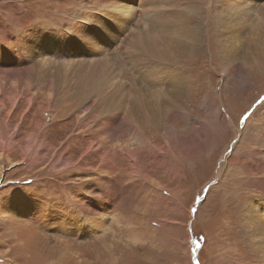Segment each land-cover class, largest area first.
<instances>
[{
  "label": "rangeland",
  "instance_id": "374dc122",
  "mask_svg": "<svg viewBox=\"0 0 264 264\" xmlns=\"http://www.w3.org/2000/svg\"><path fill=\"white\" fill-rule=\"evenodd\" d=\"M153 1L0 0V264H264V32L162 0L193 7L166 62L134 44Z\"/></svg>",
  "mask_w": 264,
  "mask_h": 264
},
{
  "label": "bare ground",
  "instance_id": "6f19581e",
  "mask_svg": "<svg viewBox=\"0 0 264 264\" xmlns=\"http://www.w3.org/2000/svg\"><path fill=\"white\" fill-rule=\"evenodd\" d=\"M160 2H152V6L154 7L153 9H151V10H149V12H150V14H148V15H146V20H145V18H144V26H148V24H149V29H148V31H144L143 33L142 32H140L139 34H138V36L135 38L134 37V40H135V46L137 47V45H138V43H139V40L140 39H142V44L141 45H138V46H142L143 47V50H145V51H147L148 49L152 52V53H154L157 57H156V59L157 58H161L162 60H164V61H170L171 59H172V57H173V55H174V51H172V50H169L168 48H171V47H173V48H175L176 46L177 47H181V44H182V48L184 47V42L186 41H188L190 38H192V36H191V33H193V32H188V24H190L191 23V21L189 20V16L187 15L188 14V12L189 13H191V14H193L192 13V10H193V7H191V5L190 6H185L182 10L180 9L179 11L181 12V13H183V17L182 16H176V17H174V19H176L175 20V24L177 25V24H179V26L177 27V28H175L174 26H172L171 25V22L173 21L172 19H170L169 21L168 20H165V16L166 15H163V16H161V12H162V9L163 8H161L162 7V5L164 4V1H162V0H159ZM166 1V0H165ZM169 1H171V0H169ZM167 2L168 4H170L172 7H174V6H176L174 3H173V1L172 2ZM107 2V1H106ZM147 2V1H146ZM243 2H245V5H246V9L244 8V3ZM99 3V2H98ZM100 3H102V2H100ZM135 3V2H134ZM166 3V4H167ZM220 3V0L219 1H217L216 2V4L214 5V17H215V19H216V23H217V26H219L220 28L221 27H225L226 28V26H228L229 24H231V26H230V28L229 29H234V28H236V29H243L245 26H248L250 29H253L252 30V32H254V31H260L261 33L262 32H264V25H262L263 23V21L261 22V21H255L254 19H253V13L255 14V16H257L258 15V17H260V20H261V18L264 16V14H262V11H263V8H262V6H259V7H256V5H250L248 2H247V0H243V1H241V0H237V2H235V3H232V0H231V2L229 1V2H227L226 4H219ZM243 3V4H242ZM260 3V2H259ZM259 3H256V4H259ZM129 5V4H128ZM150 5V4H149ZM157 5H159L158 7H156ZM259 5H261V4H259ZM99 6V5H98ZM170 9H172V8H170ZM129 10V9H128ZM105 12H107V11H105ZM129 12V11H128ZM148 12V13H149ZM190 14V15H191ZM171 15H173V14H171ZM172 17V16H171ZM173 18V17H172ZM178 18V19H177ZM190 18H191V16H190ZM118 20H120L119 18H117ZM164 19V20H163ZM167 19H168V17H167ZM192 19V18H191ZM259 19V18H258ZM117 20V21H118ZM163 20V21H162ZM190 21V22H189ZM92 22V21H91ZM127 22H129V19H128V21ZM151 22H153L154 24H152L151 26H150V23ZM126 23V22H125ZM90 24H92V23H90ZM97 24V23H96ZM155 24H156V28L154 27L155 26ZM184 24V25H183ZM102 25V24H101ZM122 25V24H121ZM124 25V24H123ZM154 25V26H153ZM143 26V27H144ZM145 29V28H144ZM146 29V30H147ZM154 29H156L158 32L156 33V34H152L151 32L154 30ZM184 30V31H183ZM235 30V29H234ZM233 30V31H234ZM195 31H196V29H195ZM229 31V30H228ZM103 32V31H102ZM240 32H241V30H240ZM251 32V31H250ZM97 33H99V32H97ZM239 33V32H238ZM158 34H159V38L157 37L158 36ZM235 34V33H234ZM240 34V33H239ZM239 34H235L234 36H237V37H240L239 36ZM254 34V33H253ZM264 34V33H263ZM231 35V34H230ZM232 36H233V34H232ZM263 36V35H262ZM111 37H115V36H113V34L112 35H110V38ZM258 37V36H257ZM260 37V36H259ZM109 38V39H110ZM264 38V37H263ZM112 39V38H111ZM258 39V38H257ZM133 40V41H134ZM259 40V42H257L256 41V43H254V49H253V55L255 56V57H260V58H262V57H264V39H258ZM98 42H100V41H98ZM136 42H138V43H136ZM130 44V43H129ZM128 44V45H129ZM176 44V45H175ZM98 45V44H97ZM38 46V44L37 43H35L34 44V47H37ZM100 46V45H99ZM227 46V45H226ZM95 47H97V46H95ZM131 47V46H130ZM253 47V46H252ZM101 48H103V47H101ZM40 49L41 48H39V46H38V51H40ZM135 49V48H134ZM135 54V53H134ZM144 55V54H143ZM153 56V55H152ZM159 56V57H158ZM143 57H145V56H143ZM154 57V56H153ZM146 58V57H145ZM144 58V59H145ZM149 59V58H148ZM160 59V60H161ZM143 60V59H142ZM147 60V59H146ZM141 61V60H140ZM144 61V60H143ZM148 61V60H147ZM156 62H158V60L156 61ZM163 62V61H162ZM142 63V62H141ZM167 65H168V63H166ZM41 66V65H40ZM156 66V65H155ZM163 66V65H162ZM169 66H171L170 65V63H169V65H168V67ZM160 67V66H159ZM70 68H71V66H70ZM79 68H80V66H79ZM39 71H41V70H43V69H40V68H37ZM153 69V68H152ZM169 69V68H168ZM161 70V69H160ZM30 71H31V69L29 68L28 70L26 69L25 71H18V72H16L15 74H20V76L22 75V74H28V77L29 76H31L30 75ZM95 71V70H94ZM157 71V70H156ZM168 71H170V70H168ZM73 72H75V71H73ZM101 72V71H100ZM99 73V72H98ZM162 73V72H161ZM170 73L171 74H169V75H167V78L168 77H172V71H170ZM93 74V73H92ZM157 74V73H156ZM69 75V74H68ZM74 75V74H73ZM84 75V74H83ZM82 75V76H83ZM104 75H105V73H104ZM117 75V74H116ZM166 75V74H165ZM1 76V75H0ZM17 76V75H16ZM67 76V75H66ZM71 76V75H70ZM75 76V75H74ZM99 76V75H98ZM76 77V76H75ZM84 78H82V79H86V81L88 80L87 79V74H85L84 76H83ZM86 77V78H85ZM93 77L94 76H89V81H91L93 84H97V82H93ZM96 77V76H95ZM104 77H106V75L104 76ZM153 77V76H152ZM77 78V77H76ZM162 78V77H161ZM160 78V79H161ZM165 78V77H164ZM164 78H162V79H164ZM167 78H165L164 79V81L167 79ZM48 79V78H47ZM46 79V80H47ZM150 79V77L149 78H146V81H147V83L148 84H150V85H156V84H154V80L153 81H151V80H149ZM80 81H82V80H80ZM86 81L84 80V82H83V85H85V87H86V85H88L87 83H86ZM47 82H50V81H47ZM103 82H107V77L105 78V80L103 81ZM52 84H53V82H51ZM51 83H50V86H49V83H48V90L47 91H51ZM82 83V82H81ZM78 84V83H77ZM82 85V84H81ZM88 86H90V85H88ZM39 87V86H38ZM53 87V86H52ZM133 87V86H132ZM46 88V87H45ZM78 88H79V84H78ZM81 88V87H80ZM39 89V88H38ZM130 89V88H129ZM138 89V88H137ZM141 90L142 89H140L139 88V91H137L136 93V97H140V98H144L145 100H147L145 97H144V95H142L141 94ZM119 91V90H118ZM183 92V91H182ZM93 93H95V92H93ZM122 94V93H121ZM136 97L134 98V99H136ZM171 97H175V98H181V94L180 93H176V95H174V94H172V96H170V98ZM169 98V99H170ZM15 99V98H14ZM79 99H82V100H87V99H90V92H88L86 89H83V93L81 94V97L79 98ZM81 101V100H80ZM148 101V100H147ZM152 102H153V100H151ZM154 101H157L158 103H159V100H154ZM168 101V100H167ZM173 101V99H170V101L169 102H172ZM174 101H176V100H174ZM140 103H141V101H139ZM148 102H150V101H148ZM151 102V103H152ZM161 102V101H160ZM177 102V101H176ZM10 103H12V102H10ZM81 103V102H80ZM147 103V102H146ZM154 103V102H153ZM164 103V102H163ZM2 104V103H1ZM133 104V103H132ZM155 104V103H154ZM157 104V103H156ZM162 104V103H161ZM165 104V103H164ZM134 105V104H133ZM13 106V105H12ZM152 106V105H151ZM150 106V107H151ZM174 106H175V104H174ZM1 107V106H0ZM3 107V106H2ZM134 107V106H133ZM140 107V106H139ZM138 107V108H139ZM142 107V106H141ZM144 107V106H143ZM142 107V108H143ZM157 107V106H156ZM136 108V107H135ZM137 108V109H138ZM161 108V107H160ZM173 108V107H172ZM1 109V108H0ZM146 109V108H145ZM150 109V108H149ZM159 110V109H158ZM157 111V110H156ZM157 112H159V111H157ZM162 112V111H161ZM140 113H141V111H140ZM143 113H145L144 111H143ZM147 113V112H146ZM150 113V112H149ZM152 114H154V113H152ZM128 115V114H127ZM132 115V114H131ZM141 115V114H140ZM156 115H158V114H156ZM160 115V114H159ZM130 116V115H129ZM129 116H128V118H129ZM155 116V115H154ZM133 117V116H132ZM142 117V116H141ZM158 117V116H157ZM156 117V118H157ZM138 118H139V116H138ZM144 118H147V117H144ZM129 120H130V118H129ZM158 120V119H157ZM131 121V120H130ZM149 121V120H148ZM128 123V122H127ZM127 123H126V125H127ZM135 123H138V121L137 122H135ZM147 124H149V125H152L153 123H147ZM147 124H145V125H147ZM130 125V124H129ZM141 125V124H140ZM130 126H132V125H130ZM134 126V125H133ZM132 126V127H133ZM128 127V126H127ZM248 127V124L246 125V128ZM37 130V129H36ZM84 132V131H83ZM32 136H33V134H31ZM37 135V134H36ZM39 135V134H38ZM37 135V136H38ZM86 135H87V133H86ZM97 136H94V138H96ZM86 140V139H85ZM149 145H150V143H148ZM126 153V152H125ZM101 166H103L102 164H101ZM100 166V167H101ZM136 166V165H135ZM131 167V166H130ZM129 167V168H130ZM138 167V166H137ZM135 169V168H134ZM138 169V168H137ZM131 170H133V168H131ZM136 171V170H135ZM143 171V170H142ZM137 172V171H136ZM260 220H262V219H260ZM263 222H264V220H263ZM249 232V231H248ZM255 232H256V239H258V242L260 243V244H257V245H259V247H264V224H261L260 222H257L256 221V226H255ZM250 233V232H249ZM250 236V235H249ZM254 240H255V236H254ZM253 242V241H252ZM258 249V248H257ZM264 254V253H263ZM261 261H263V260H261Z\"/></svg>",
  "mask_w": 264,
  "mask_h": 264
},
{
  "label": "clouds",
  "instance_id": "9594fccd",
  "mask_svg": "<svg viewBox=\"0 0 264 264\" xmlns=\"http://www.w3.org/2000/svg\"><path fill=\"white\" fill-rule=\"evenodd\" d=\"M248 2V1H247ZM249 3V2H248ZM250 4V3H249ZM251 5V4H250Z\"/></svg>",
  "mask_w": 264,
  "mask_h": 264
}]
</instances>
